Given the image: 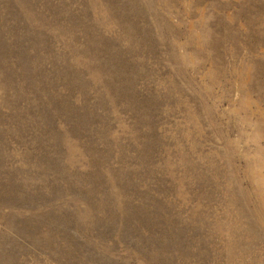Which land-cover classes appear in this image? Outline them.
Returning a JSON list of instances; mask_svg holds the SVG:
<instances>
[{
  "label": "rangeland",
  "instance_id": "1",
  "mask_svg": "<svg viewBox=\"0 0 264 264\" xmlns=\"http://www.w3.org/2000/svg\"><path fill=\"white\" fill-rule=\"evenodd\" d=\"M0 264H264V0H0Z\"/></svg>",
  "mask_w": 264,
  "mask_h": 264
}]
</instances>
